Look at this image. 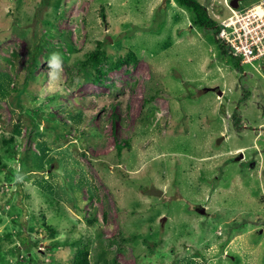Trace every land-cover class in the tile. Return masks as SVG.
Returning a JSON list of instances; mask_svg holds the SVG:
<instances>
[{
  "label": "rangeland",
  "instance_id": "1",
  "mask_svg": "<svg viewBox=\"0 0 264 264\" xmlns=\"http://www.w3.org/2000/svg\"><path fill=\"white\" fill-rule=\"evenodd\" d=\"M221 48L178 0H0V264H264V59Z\"/></svg>",
  "mask_w": 264,
  "mask_h": 264
},
{
  "label": "built area",
  "instance_id": "2",
  "mask_svg": "<svg viewBox=\"0 0 264 264\" xmlns=\"http://www.w3.org/2000/svg\"><path fill=\"white\" fill-rule=\"evenodd\" d=\"M229 8L231 15L216 18L222 25L217 38L229 53L240 57L242 63L264 59V0L244 9Z\"/></svg>",
  "mask_w": 264,
  "mask_h": 264
},
{
  "label": "trees",
  "instance_id": "3",
  "mask_svg": "<svg viewBox=\"0 0 264 264\" xmlns=\"http://www.w3.org/2000/svg\"><path fill=\"white\" fill-rule=\"evenodd\" d=\"M178 3L181 6L188 7L190 8L194 15H195V24L205 28V29H211L214 31L216 40L221 44V51L223 54L227 56H234L233 54L229 53L228 48L224 45V43L217 38V35L219 34V31L221 30V23L214 18L210 14V10L207 5H204L202 2L199 0H178ZM105 19L106 16L104 15ZM102 42L98 43V49L93 51L90 55L89 58L86 61V66H92L95 69L94 72V78L96 82L101 83L102 77L106 76V70H104L102 67L103 62L107 60L106 58V53L104 50L102 51ZM236 61V66L239 68V65L242 64V59H234ZM138 61L137 55L135 52L131 51L126 58H121L115 63H112L110 66L109 70L113 69H119L125 64H132L136 63ZM84 67V68H85ZM30 81V79H29ZM28 82L25 84L23 90H21L19 93H24L25 89H27ZM115 117V116H114ZM116 119V117H115ZM131 143L129 141H126L124 145L121 144V142L118 143V151L121 152L125 148H130ZM1 163V162H0ZM27 164L25 161L22 162L21 164V170L20 172L25 173L27 171ZM49 231L51 233H57L56 228L51 226L49 227ZM24 240V243L26 242L25 238H22ZM26 242L25 244H27ZM56 244H62L61 242H53L52 245L55 246ZM66 244V243H65ZM73 247H76V252H75V257L73 260V264H91L90 263V246L88 244H80L78 241H75L72 245ZM50 264H59L56 262H50Z\"/></svg>",
  "mask_w": 264,
  "mask_h": 264
},
{
  "label": "clouds",
  "instance_id": "4",
  "mask_svg": "<svg viewBox=\"0 0 264 264\" xmlns=\"http://www.w3.org/2000/svg\"><path fill=\"white\" fill-rule=\"evenodd\" d=\"M230 2L227 3L226 5L227 6L228 4L230 5ZM47 68H48L49 82L59 83L60 81H62L63 71H64V60L59 52H53L51 54L50 59L47 62Z\"/></svg>",
  "mask_w": 264,
  "mask_h": 264
},
{
  "label": "water",
  "instance_id": "5",
  "mask_svg": "<svg viewBox=\"0 0 264 264\" xmlns=\"http://www.w3.org/2000/svg\"><path fill=\"white\" fill-rule=\"evenodd\" d=\"M243 0H231L230 2V6L233 7L234 9H238L240 7V3L242 2ZM215 88H206L204 91L207 92V91H214ZM223 93L222 92H219V95H222ZM224 139L221 138V140L218 141V143H221V141ZM244 159V154H240L239 158H236L237 161L239 160H242ZM148 195H151V196H162L164 194V191L162 190H159V189H156L155 187H151L148 191ZM199 212L201 214H206L207 211H206V208H202V210L199 209ZM166 221V218H163V223Z\"/></svg>",
  "mask_w": 264,
  "mask_h": 264
},
{
  "label": "flooded vegetation",
  "instance_id": "6",
  "mask_svg": "<svg viewBox=\"0 0 264 264\" xmlns=\"http://www.w3.org/2000/svg\"><path fill=\"white\" fill-rule=\"evenodd\" d=\"M243 154H244V153H243ZM194 209H195L196 211H197V209H198V211H199V209H200V210H202V208H200L199 206H195V207H194ZM203 215H206V216H208L209 214H208V213H206V214H203Z\"/></svg>",
  "mask_w": 264,
  "mask_h": 264
}]
</instances>
